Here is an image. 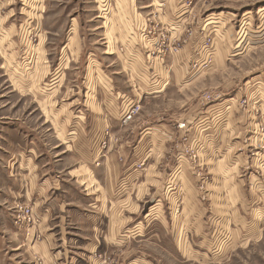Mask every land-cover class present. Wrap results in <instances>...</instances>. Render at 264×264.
<instances>
[{
    "label": "rangeland",
    "instance_id": "1",
    "mask_svg": "<svg viewBox=\"0 0 264 264\" xmlns=\"http://www.w3.org/2000/svg\"><path fill=\"white\" fill-rule=\"evenodd\" d=\"M94 112L148 155V224L116 258L264 264V0H0V152L35 137L74 169Z\"/></svg>",
    "mask_w": 264,
    "mask_h": 264
},
{
    "label": "crops",
    "instance_id": "2",
    "mask_svg": "<svg viewBox=\"0 0 264 264\" xmlns=\"http://www.w3.org/2000/svg\"><path fill=\"white\" fill-rule=\"evenodd\" d=\"M93 115L88 135L78 133L69 146L76 158L74 169L54 167L47 154L37 153L35 137L25 143L26 152H0V264H108L111 256L119 264L133 263L130 253L116 256L148 224L149 212L142 213L147 193L132 194L134 187L144 185L133 166L146 162L148 155L141 154L138 140L133 148L126 142L111 150L109 144L99 158L105 131L113 136L107 127H122L110 113ZM145 132L141 138L150 136L151 131ZM57 139L62 145L61 137ZM130 148L134 153L129 155ZM20 203L31 205L37 219L27 233L14 221L13 208Z\"/></svg>",
    "mask_w": 264,
    "mask_h": 264
},
{
    "label": "built area",
    "instance_id": "3",
    "mask_svg": "<svg viewBox=\"0 0 264 264\" xmlns=\"http://www.w3.org/2000/svg\"><path fill=\"white\" fill-rule=\"evenodd\" d=\"M138 105H132L130 109L124 114V120H130L132 116L137 112ZM111 137L107 135L106 141H101L102 149H107L110 144ZM13 216L14 221L16 225H19L21 228H23L26 233L27 230L32 227L36 222V216L33 213L32 206L29 204H16V206L13 208Z\"/></svg>",
    "mask_w": 264,
    "mask_h": 264
}]
</instances>
